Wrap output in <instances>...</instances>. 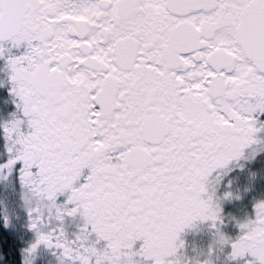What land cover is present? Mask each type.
I'll list each match as a JSON object with an SVG mask.
<instances>
[{"label":"snow or ice","instance_id":"1","mask_svg":"<svg viewBox=\"0 0 264 264\" xmlns=\"http://www.w3.org/2000/svg\"><path fill=\"white\" fill-rule=\"evenodd\" d=\"M0 264H264V0H0Z\"/></svg>","mask_w":264,"mask_h":264}]
</instances>
